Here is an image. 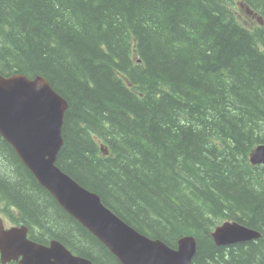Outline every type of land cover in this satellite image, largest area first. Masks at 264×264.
<instances>
[{"label":"trees","instance_id":"trees-1","mask_svg":"<svg viewBox=\"0 0 264 264\" xmlns=\"http://www.w3.org/2000/svg\"><path fill=\"white\" fill-rule=\"evenodd\" d=\"M0 75L66 99L57 165L132 228L194 236L193 264H264V0H0ZM0 159V213L121 264L1 136ZM226 221L261 238L217 246Z\"/></svg>","mask_w":264,"mask_h":264},{"label":"water","instance_id":"water-1","mask_svg":"<svg viewBox=\"0 0 264 264\" xmlns=\"http://www.w3.org/2000/svg\"><path fill=\"white\" fill-rule=\"evenodd\" d=\"M68 108L66 99L44 77L0 75V135L60 207L103 243L121 264H193L197 254L194 237L181 238L177 248L150 239L106 207L98 194L61 170L57 161L64 144ZM250 161L264 165V144L255 148ZM212 237L218 246H228L259 239L261 235L237 222H227ZM0 253L4 264H93L58 240L47 245L31 240L25 225L5 229L1 217Z\"/></svg>","mask_w":264,"mask_h":264},{"label":"rangeland","instance_id":"rangeland-1","mask_svg":"<svg viewBox=\"0 0 264 264\" xmlns=\"http://www.w3.org/2000/svg\"><path fill=\"white\" fill-rule=\"evenodd\" d=\"M240 2V1H239ZM243 14V13H242ZM243 17H244V19H246L245 18V16H244V14H243ZM4 163V160H2V159H0V164H3ZM3 216V215H2ZM12 224H13V222L11 221V220H9L8 218H6L5 217V225L7 226V227H10V226H12ZM109 250V249H108Z\"/></svg>","mask_w":264,"mask_h":264},{"label":"flooded vegetation","instance_id":"flooded-vegetation-1","mask_svg":"<svg viewBox=\"0 0 264 264\" xmlns=\"http://www.w3.org/2000/svg\"><path fill=\"white\" fill-rule=\"evenodd\" d=\"M10 264H14V263H10ZM16 264V263H15Z\"/></svg>","mask_w":264,"mask_h":264}]
</instances>
